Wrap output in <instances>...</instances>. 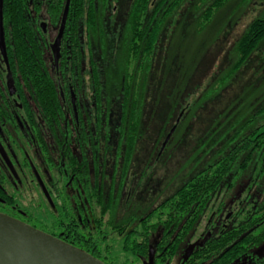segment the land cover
Listing matches in <instances>:
<instances>
[{
  "label": "flooded vegetation",
  "instance_id": "1",
  "mask_svg": "<svg viewBox=\"0 0 264 264\" xmlns=\"http://www.w3.org/2000/svg\"><path fill=\"white\" fill-rule=\"evenodd\" d=\"M96 15L95 10L94 19ZM61 17L48 2L1 1L0 214L87 249L105 264H264V233L256 232L264 228L262 216L254 217L258 224L244 225L263 201L255 182L251 187L262 198L252 211L237 210L240 202L230 199L233 208L223 214L222 206L209 208V202L197 223L180 236L178 255L170 258L178 231L175 227L163 238L160 207L180 185L155 206L139 192L147 186L142 165L162 161L168 134L156 158L133 160L137 147L135 152L131 134L138 132L131 130L136 99L130 97V87L124 83L117 96H109L97 62L83 67L81 31L75 48L67 46L66 19L59 35ZM111 23L109 28L115 27ZM73 53L79 69L74 81L68 78ZM24 66L31 71L37 67L38 75L49 79L42 90ZM135 183H140L138 191L130 187ZM124 185L123 210L112 214ZM258 237L262 241L254 244Z\"/></svg>",
  "mask_w": 264,
  "mask_h": 264
},
{
  "label": "rangeland",
  "instance_id": "2",
  "mask_svg": "<svg viewBox=\"0 0 264 264\" xmlns=\"http://www.w3.org/2000/svg\"><path fill=\"white\" fill-rule=\"evenodd\" d=\"M132 1L95 0L93 25H81L82 53L87 63L83 67H91V60L97 62L98 76L110 91L109 96H117L122 90L126 66L130 65L127 34L122 30ZM209 4L183 0L161 24L149 59H137L127 66L134 69L129 86L138 89L130 110L134 114L130 121L138 132L133 160L156 158L160 144L174 128L159 157L162 161L142 165L148 177L142 182H146V190L142 186L139 192L153 206L210 165L232 134L228 127L234 119L245 120L264 100V39L241 63L236 51L252 22L264 13V0H228L206 19L204 10ZM111 22L115 27L109 28ZM145 151H149L146 158ZM256 171L254 168L252 179H243L231 190L220 188L209 208L222 206L223 214L228 213L233 208L229 205L231 199L233 204L240 202L237 210L244 207L252 211L264 198L251 187ZM138 184L130 185L132 191ZM127 190L124 185L117 211L114 213L112 208V214H121Z\"/></svg>",
  "mask_w": 264,
  "mask_h": 264
},
{
  "label": "trees",
  "instance_id": "3",
  "mask_svg": "<svg viewBox=\"0 0 264 264\" xmlns=\"http://www.w3.org/2000/svg\"><path fill=\"white\" fill-rule=\"evenodd\" d=\"M15 1L21 3L23 0ZM34 1L35 3L48 2L50 8L56 11L58 15H61L65 4V0ZM182 1L183 0L132 1L127 21H125V28L122 30L124 35L127 34L125 43L126 46H128L130 65L131 62L137 61V59H142V61H147L149 59L161 24L166 17L170 16L174 10L180 6ZM204 1L210 2L208 7L204 10V15L206 19H208L216 9L220 8L228 0H200V2ZM95 10V0H70L66 16L65 31V39L68 47L71 46L75 48L82 23L88 28L93 25ZM18 15L20 17L19 13ZM20 20L19 18V21ZM23 35L24 32L20 33L18 38H23ZM263 39L264 13L260 18L252 22L236 47V51L240 53V63L244 61L251 50ZM72 57L70 65L68 66V78L74 81L77 78H75L74 75L76 76V73H79V69L76 67L75 59L77 57L74 53ZM130 65L128 64L127 66L130 67ZM127 66L123 80L126 85L129 86V84L132 83L134 69L130 70ZM25 67L26 66H24V68ZM26 69V72L30 73L32 81L36 82L38 86H41L40 89L42 90L43 86H45V82L49 79L44 75H38L37 67L34 71L29 70L27 67ZM130 94L131 98L136 99L138 97L136 85L130 87ZM132 105L134 106V103H132ZM132 111L134 112V109H132ZM235 120L236 119H234V122L230 125L232 127H228L232 130V134L224 142L216 159L202 171L181 183L175 192L162 202L160 210L162 212V224L164 226L163 238L171 233L175 227L177 229L176 231H178L175 244L173 248L168 251L170 258L178 255L180 249L176 248V243L180 240V236L197 223L208 206V203L220 188L222 189L225 187L231 190L243 179H252L250 175L254 171V168H257L255 173L256 177L253 181H255L256 184L259 182L261 183V194L264 195V100L245 120L241 122ZM135 128V123H132L131 130H135ZM131 135V144L133 145L136 137L133 134ZM100 202L104 205L105 200L103 197L100 198ZM257 209V212L244 222V225L250 226L256 224L260 219L255 222L254 217L259 215L262 216L261 221H263V223L260 222V225L264 227V198L263 201L259 203ZM256 232L263 235L264 228H258ZM247 240L250 241L252 239L247 238ZM260 241H262V239L258 237L255 238L253 243L258 244ZM82 250L91 254L87 249Z\"/></svg>",
  "mask_w": 264,
  "mask_h": 264
},
{
  "label": "water",
  "instance_id": "4",
  "mask_svg": "<svg viewBox=\"0 0 264 264\" xmlns=\"http://www.w3.org/2000/svg\"><path fill=\"white\" fill-rule=\"evenodd\" d=\"M0 0V36H1ZM70 0H65L59 35L63 30ZM5 57V54H4ZM167 135L163 146L173 132ZM194 245L184 257H188ZM0 264H105L87 252L16 219L0 214Z\"/></svg>",
  "mask_w": 264,
  "mask_h": 264
},
{
  "label": "bare ground",
  "instance_id": "5",
  "mask_svg": "<svg viewBox=\"0 0 264 264\" xmlns=\"http://www.w3.org/2000/svg\"><path fill=\"white\" fill-rule=\"evenodd\" d=\"M45 233V232H44Z\"/></svg>",
  "mask_w": 264,
  "mask_h": 264
}]
</instances>
